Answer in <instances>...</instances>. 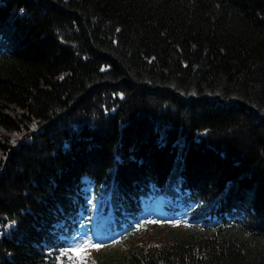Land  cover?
I'll list each match as a JSON object with an SVG mask.
<instances>
[{
  "label": "trees",
  "instance_id": "trees-1",
  "mask_svg": "<svg viewBox=\"0 0 264 264\" xmlns=\"http://www.w3.org/2000/svg\"><path fill=\"white\" fill-rule=\"evenodd\" d=\"M264 264V0H0V264ZM77 264H80L79 262Z\"/></svg>",
  "mask_w": 264,
  "mask_h": 264
},
{
  "label": "rangeland",
  "instance_id": "rangeland-1",
  "mask_svg": "<svg viewBox=\"0 0 264 264\" xmlns=\"http://www.w3.org/2000/svg\"><path fill=\"white\" fill-rule=\"evenodd\" d=\"M100 195H96L94 190L92 189L90 194V217L93 222L98 220L97 214V199ZM150 206V211L148 207ZM163 207L164 202L161 197H157L153 203H146L147 212L150 215L151 219L147 222V224H150L151 228H158L159 231H164L167 228H176L182 232H186L188 230L189 225L193 222L190 216L186 213L180 212L177 213L175 216V219L172 222V219L169 217H166L163 213ZM91 210H94L91 212ZM154 217V218H153ZM103 218L101 222V226H104V220ZM173 226V227H172ZM100 239L98 240L94 238V234L92 232L89 233V235H86L84 237H78L74 242L73 245H71L70 251L72 252L73 256L75 257L74 263L83 261L85 262H94V257L102 250V248H105L109 245L110 240L107 239L106 236L100 235Z\"/></svg>",
  "mask_w": 264,
  "mask_h": 264
}]
</instances>
